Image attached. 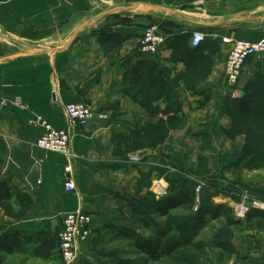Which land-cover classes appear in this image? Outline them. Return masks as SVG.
Listing matches in <instances>:
<instances>
[{
  "label": "crops",
  "instance_id": "crops-1",
  "mask_svg": "<svg viewBox=\"0 0 264 264\" xmlns=\"http://www.w3.org/2000/svg\"><path fill=\"white\" fill-rule=\"evenodd\" d=\"M203 2L200 11L192 0H0V185L26 196L19 204L11 199L18 218L0 214L3 234L44 226L56 234L63 217L81 209L93 226L81 256L102 228L129 227L154 180H163L167 193L200 181L202 195L235 196L221 170L239 159L246 139L232 132L222 99L229 45L221 38L264 41V0ZM140 4L174 14L142 13ZM170 16L186 21L184 31H212L206 39L214 46L201 50L196 76L188 59L171 58L167 43L154 56L137 52L142 30ZM200 20L213 25L194 23ZM258 74L264 76V55L245 61L237 101L256 90ZM173 93L175 102L167 100ZM72 103L108 120L70 125L64 106ZM38 116L68 131L71 156L35 146L43 128L29 122ZM160 128L166 133L156 144ZM134 154L140 162L129 160ZM68 178L75 193L64 190ZM230 243L226 264H264V231L235 232Z\"/></svg>",
  "mask_w": 264,
  "mask_h": 264
},
{
  "label": "trees",
  "instance_id": "trees-1",
  "mask_svg": "<svg viewBox=\"0 0 264 264\" xmlns=\"http://www.w3.org/2000/svg\"><path fill=\"white\" fill-rule=\"evenodd\" d=\"M163 30V28H162ZM166 33H169L168 31ZM190 33L188 31H173L171 35L166 37L165 43L173 48V53L177 54L180 47H184L188 51V57L186 59L190 62V73L197 72L196 69L199 66V61L201 58V50L207 48V45L211 44V40L205 39L200 46L197 48H191L189 45ZM207 37V36H206ZM179 44V45H178ZM210 46H214L213 43ZM212 48V47H210ZM258 83L252 85L255 91L251 87L246 90V97L242 100H231L226 102V110L229 111L232 123L235 127V119L243 121L239 123L237 128L239 129V134L245 136L246 142L242 149L241 156L239 159L228 167H237L240 163L244 162L245 166L251 167L256 170L260 166H264V76L258 74ZM251 86V85H249ZM171 98V99H170ZM173 97L167 98L171 102ZM172 111L174 114L178 110H166ZM243 123V124H241ZM246 127V128H245ZM159 137L155 143H159L162 140L164 131L162 128L158 129ZM254 167V168H253ZM170 183H172L169 180ZM15 197L16 202L19 204L21 196L16 191L6 188L4 185H0V201H4L5 212L7 215L18 218L21 212H11L10 209L12 205L11 199ZM194 204V192L193 190H187L185 188H175L168 191V193L159 199H155L151 196L144 198L138 202L136 208V215H138L132 222L131 227L122 226H112L115 237L132 242L135 249H137L141 254L145 255L150 261H157L161 258H166L172 253L170 250L163 248V243L171 234V229L167 226H162L154 218H144L142 211L145 210L148 204L153 207L149 212L151 216L158 218L167 217L172 211L182 208L186 205ZM15 204V202H14ZM209 197L204 196L201 200L197 210L195 211L198 216H208L212 217L215 210L223 209L224 205L221 204H211ZM248 223L244 225V228H249V230L264 231V211L260 209H251L247 214L246 218ZM240 220L234 219L233 225L236 227ZM202 224L204 221L201 220ZM140 226L144 229H152V238H143L135 230L134 226ZM243 227V226H242ZM59 232V231H58ZM58 232L52 234L48 227H38L32 231L19 230L15 233H5L0 234V264L2 262V254L13 255V254H27L33 259L41 261L51 260L56 253L59 254L58 250ZM232 235V234H231ZM231 235L229 237L228 243L226 240H219L217 248L222 252L226 253L225 258L222 260L223 263L229 261V259L234 255V250L231 246ZM186 247H190L194 250H200L197 244H193L192 240H185ZM188 264H194L189 262Z\"/></svg>",
  "mask_w": 264,
  "mask_h": 264
},
{
  "label": "rangeland",
  "instance_id": "rangeland-1",
  "mask_svg": "<svg viewBox=\"0 0 264 264\" xmlns=\"http://www.w3.org/2000/svg\"><path fill=\"white\" fill-rule=\"evenodd\" d=\"M192 1L195 2V0ZM210 17L211 14L208 15L202 13L201 15V18H204V20L212 19ZM167 20L169 22H164V24L159 23L160 25L158 24L157 26H146L145 28L156 27L165 36L167 31H182L186 22L185 20H182L179 23L180 25H178L175 23L176 19L171 16ZM226 21H229L228 18H226ZM223 28L226 30L228 29V26L226 25ZM201 31L205 33L206 36L211 35L212 32L209 29H203ZM178 50V53H173L171 58L186 59L188 57V51L185 50L184 47H180ZM196 73L197 72L192 73L191 76H196ZM225 91L226 87L222 93V99L225 100V103H229L231 99H225ZM234 121L236 129H234L233 126L232 132L237 134L239 133V127L237 128V126L243 121H239L238 119H235ZM244 164L245 163L242 162L237 167H224L221 170L223 183L233 187L235 193L244 194L254 199H263L264 166H260L256 170H253L251 167H246ZM153 182H151L149 186V196L155 198L151 194V186ZM204 196L209 197L211 204L224 205L223 209L215 210L212 217L204 215L198 216L195 211ZM200 202L197 204L194 197V204L191 203L190 205L176 209L165 218L151 216L149 213L153 207L151 204H148L145 210L142 211L144 218H154L155 221L162 226H167L171 229V234L163 243V248L172 251V253L166 258H161L157 261H150V259L134 248L132 242L115 237L112 226H106L99 230L94 239L89 242L85 253L81 254L79 260L75 264H188L189 262H193L194 264H226L228 261L226 263L222 262L226 253L219 250L217 244L221 240H226L228 243L230 235L232 234V237L235 232L249 230L248 227L244 228V225L248 223V219L240 220V223H237L238 225L234 227L232 222H234V219L236 218L233 215L230 203H228L226 199H217L205 194L202 195ZM3 203V200L0 201V214L5 216V205ZM11 208L12 209L10 210L12 213L18 212L13 210L14 207ZM201 220L204 221V224H202ZM3 227L4 224H0V234H3ZM129 227H131V224ZM134 228L143 238H152L154 236L152 229H144L138 225L134 226ZM186 239L192 240L193 244H197L200 250L186 247ZM1 256V264H63L58 253H56V255L49 261L33 259L27 254H2Z\"/></svg>",
  "mask_w": 264,
  "mask_h": 264
},
{
  "label": "built area",
  "instance_id": "built-area-1",
  "mask_svg": "<svg viewBox=\"0 0 264 264\" xmlns=\"http://www.w3.org/2000/svg\"><path fill=\"white\" fill-rule=\"evenodd\" d=\"M198 10H202L203 0H195L193 3ZM166 37L156 27L144 28L139 37L137 52L140 56H154L160 47L164 45ZM206 39V35L199 30L190 33V47L197 48ZM221 44L229 45L228 54L224 62L225 73V99L236 100L238 98V83L243 71L245 61L250 57L264 55V41L249 42L234 40L230 37H222ZM2 105L0 103V115ZM64 115L67 122L73 126H85L90 122H106L108 116L104 112H94L82 103H72L64 106ZM30 124L39 125L43 133L35 142V146L45 151L71 156L69 147V134L66 129L53 128L46 120L36 117ZM129 160L134 163L140 162V157L131 155ZM70 173V167L66 168ZM193 192L196 203L200 202L204 191V184L196 181ZM64 190L68 193H75L76 187L71 178L64 184ZM167 193V186L163 180L157 179L152 183L151 194L159 199ZM235 196L225 197L230 203L233 215L238 220L246 218L251 209L264 210V202L251 198L244 194L235 193ZM93 233V226L90 215L78 209L66 214L62 219V228L58 232V250L63 264H75L80 257L79 245L86 242Z\"/></svg>",
  "mask_w": 264,
  "mask_h": 264
},
{
  "label": "water",
  "instance_id": "water-1",
  "mask_svg": "<svg viewBox=\"0 0 264 264\" xmlns=\"http://www.w3.org/2000/svg\"><path fill=\"white\" fill-rule=\"evenodd\" d=\"M140 11L142 13H148V12H153V13H164L167 15H171L174 14L173 10H170L166 7H162V6H155V5H148V4H140ZM196 25H200V26H209V25H213V23L210 22H205L204 20H200L197 22H194Z\"/></svg>",
  "mask_w": 264,
  "mask_h": 264
},
{
  "label": "bare ground",
  "instance_id": "bare-ground-1",
  "mask_svg": "<svg viewBox=\"0 0 264 264\" xmlns=\"http://www.w3.org/2000/svg\"><path fill=\"white\" fill-rule=\"evenodd\" d=\"M206 22V21H205Z\"/></svg>",
  "mask_w": 264,
  "mask_h": 264
}]
</instances>
